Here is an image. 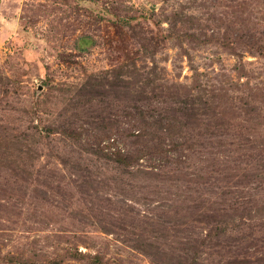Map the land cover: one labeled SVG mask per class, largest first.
Listing matches in <instances>:
<instances>
[{
	"label": "rangeland",
	"instance_id": "rangeland-1",
	"mask_svg": "<svg viewBox=\"0 0 264 264\" xmlns=\"http://www.w3.org/2000/svg\"><path fill=\"white\" fill-rule=\"evenodd\" d=\"M0 264H264V0H0Z\"/></svg>",
	"mask_w": 264,
	"mask_h": 264
}]
</instances>
